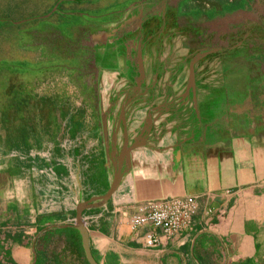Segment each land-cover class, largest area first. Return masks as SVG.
Wrapping results in <instances>:
<instances>
[{
    "label": "crops",
    "instance_id": "obj_1",
    "mask_svg": "<svg viewBox=\"0 0 264 264\" xmlns=\"http://www.w3.org/2000/svg\"><path fill=\"white\" fill-rule=\"evenodd\" d=\"M217 79L212 75L207 84L234 86L240 80L251 86L247 98L231 106L236 115L229 124L207 115L206 102L216 95L213 88L194 98L193 116L186 106L181 115L177 107L162 105L139 112L129 118L132 124H123L124 134L132 132L130 145L123 144L131 148L127 163L122 150L115 154L116 141L112 158L104 159L100 141L94 140L98 159L84 165L87 175L78 185L68 187L55 185L53 178L54 168L67 165L63 154L68 144L57 135L26 148L25 121L6 104L0 118V264H34L36 258L76 263L77 208L98 264H264V73L243 78L221 74ZM144 118L153 131L136 136ZM192 122L198 129L188 135ZM86 123L98 138L94 121L87 118ZM206 130L213 134L208 137ZM119 166L118 187L106 202L99 201L101 195H92L93 190L98 184L109 187ZM68 168L74 176L72 163ZM184 198L193 200L195 210L177 234L164 236L149 226L129 228L143 205ZM152 230L159 243L147 247L143 240Z\"/></svg>",
    "mask_w": 264,
    "mask_h": 264
},
{
    "label": "rangeland",
    "instance_id": "obj_2",
    "mask_svg": "<svg viewBox=\"0 0 264 264\" xmlns=\"http://www.w3.org/2000/svg\"><path fill=\"white\" fill-rule=\"evenodd\" d=\"M168 1L174 4L170 6L176 18L174 27L185 35L201 38L209 34L215 44L235 28L248 27L252 29L250 53L264 54V0H245L239 8L220 9L209 17L186 13L190 0ZM132 2L135 0H0V49L8 52L0 59V72L6 77L9 99L23 112L26 123L42 129L58 126L57 135L68 144V153L64 150L63 154L67 165L59 166L60 170L54 168L57 186L78 185L87 175L84 165H91L99 157L97 145L92 142L99 141V134L94 137L86 120H93L96 132L100 131L98 92L105 96L117 78V71L105 70L103 39L108 34L101 24L108 15ZM181 37L174 40V46L186 43L197 48L196 39L188 42ZM175 48L172 57L185 53ZM167 53L168 49L164 54ZM214 76L221 78V70ZM102 104L104 109V99ZM75 127L77 134L73 133ZM24 135L30 142L28 134ZM39 140L35 135L32 141ZM70 163L76 171L74 176L68 168ZM107 188L106 184H98L92 195H103ZM35 252L38 254L37 244Z\"/></svg>",
    "mask_w": 264,
    "mask_h": 264
},
{
    "label": "flooded vegetation",
    "instance_id": "obj_3",
    "mask_svg": "<svg viewBox=\"0 0 264 264\" xmlns=\"http://www.w3.org/2000/svg\"><path fill=\"white\" fill-rule=\"evenodd\" d=\"M172 5L174 4L167 0L129 3L119 13L107 16L104 24H101L108 34V37L103 39L106 41L103 60L106 63L105 70L117 71L114 85L107 89V94L103 97L100 91L98 94L100 127L98 134L104 159L106 156L112 158L115 141L117 143V150L114 148L115 154H119L125 141L127 146L130 145L132 132L124 134V120L132 124L129 118L135 119L139 112L162 105L177 107L181 115L186 106L191 115H195L194 98L201 91L206 93L212 91L207 84V78L214 75L218 69L221 70V74L235 75L239 78L264 73L261 69L264 54L255 56L249 51L252 29L248 27L235 28L224 35L219 43L212 44L213 37L208 34L197 38V48L193 47V43L174 46V40L181 36V40L188 42L195 39L175 29L173 22L176 18L174 10L170 7ZM155 7L156 10L152 11ZM218 10L220 9L206 7L200 11L198 17L214 14ZM207 19L205 21H208ZM194 21L200 24V21L196 19ZM174 47L178 48V52L185 50V53L179 58L172 57ZM167 49L168 53L165 55ZM212 49L215 51L193 64V83H189V63L192 57L200 51ZM164 77L169 80L160 81V78ZM237 83L234 86L227 85L226 88L222 86L213 88L216 95L205 105L210 120L213 122L217 120L216 122L223 124H229L233 120L236 114H232L234 108L231 109V106L242 103L251 90V86L248 87L246 83L240 80ZM170 94L175 96L167 100L161 97ZM102 99L105 101L104 109ZM146 119L144 118L137 127L136 136L142 130L141 137L151 135L153 125L148 124ZM188 127V135L197 132V124L192 122ZM204 132L208 137L213 134L210 130Z\"/></svg>",
    "mask_w": 264,
    "mask_h": 264
},
{
    "label": "bare ground",
    "instance_id": "obj_4",
    "mask_svg": "<svg viewBox=\"0 0 264 264\" xmlns=\"http://www.w3.org/2000/svg\"><path fill=\"white\" fill-rule=\"evenodd\" d=\"M195 204L191 198L176 199L167 203L153 202L143 205L129 220V228L149 226L159 230L164 236H173L187 226L193 217ZM150 231L143 242L147 247H155L159 243V236Z\"/></svg>",
    "mask_w": 264,
    "mask_h": 264
},
{
    "label": "trees",
    "instance_id": "obj_5",
    "mask_svg": "<svg viewBox=\"0 0 264 264\" xmlns=\"http://www.w3.org/2000/svg\"><path fill=\"white\" fill-rule=\"evenodd\" d=\"M241 2L242 0H190L189 3H191V7L187 6V11L186 13L190 12L191 14H193L194 16H198V13L196 12L197 9L202 10L205 9L206 7H210L211 9L216 8V9H228V10H233L236 8H239L241 6ZM193 4V5H192ZM197 9H196V8ZM212 14V13H211ZM211 14L205 15V17H209ZM1 25V23H0ZM5 50L0 49V59L3 58L6 55ZM29 54V53H28ZM31 55V54H29ZM34 57V56H32ZM52 70H54L53 68H51ZM56 70V69H55ZM6 77L0 72V118L2 116H5L6 113L4 112V106L6 104H9V106L13 107L14 109H16L18 111L17 116L20 117L21 119H24V114L23 112H21L20 109L16 108L13 105V101L11 99H9V95L6 92ZM26 127L24 128V130H22V134L23 137L25 138V147L26 148H31L33 146H35L36 142L33 143V139L35 138V135H37L41 140L43 139H49V138H53L54 136H57L58 132H56V127L53 126L52 128H49L48 126H46L44 129L35 126H32L29 122L26 123ZM25 132L28 134V137H30L31 141L29 142L27 140V137H25ZM52 135V136H51ZM37 140V139H36ZM78 240H79V258L78 260H76V263H61L59 261H51L48 258H36V261L34 264H36L38 262V264H88L85 256H84V252L81 246V241H80V236L78 234Z\"/></svg>",
    "mask_w": 264,
    "mask_h": 264
},
{
    "label": "water",
    "instance_id": "obj_6",
    "mask_svg": "<svg viewBox=\"0 0 264 264\" xmlns=\"http://www.w3.org/2000/svg\"><path fill=\"white\" fill-rule=\"evenodd\" d=\"M215 49H212V50H204V51H200L198 52L197 54H195L192 59L190 60V63H189V83H193V70H192V67H193V64L198 60L200 59L201 57H204L206 54L210 53V52H214ZM139 61V64H140V58L138 59ZM131 150L130 147H125L122 149V155L121 157H124L125 158V162L127 163V159H128V152ZM120 166L118 168L115 169V173L113 175V179L108 187V189L106 190V192L99 196V201H102V202H106L110 196L113 194V192L116 190V188L118 187V184H119V181H120V175H121V171L119 170ZM86 205H91V203H87ZM74 228L78 231L79 233V236H80V241H81V246H82V249H83V252H84V256L88 262V264H98L92 257L91 253H90V250L88 248V237H87V232H86V229H85V226H84V222L82 221V218H81V210L80 208H77L76 209V216H75V224H74ZM35 261V259H34ZM33 261V262H34Z\"/></svg>",
    "mask_w": 264,
    "mask_h": 264
}]
</instances>
